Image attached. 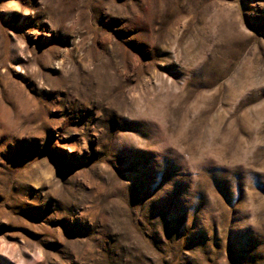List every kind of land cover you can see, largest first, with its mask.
<instances>
[{
	"label": "rangeland",
	"instance_id": "rangeland-1",
	"mask_svg": "<svg viewBox=\"0 0 264 264\" xmlns=\"http://www.w3.org/2000/svg\"><path fill=\"white\" fill-rule=\"evenodd\" d=\"M0 264H264V0H0Z\"/></svg>",
	"mask_w": 264,
	"mask_h": 264
}]
</instances>
